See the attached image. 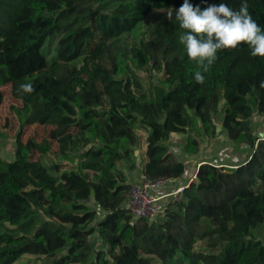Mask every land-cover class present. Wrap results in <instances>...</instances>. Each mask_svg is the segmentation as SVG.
Instances as JSON below:
<instances>
[{
    "label": "trees",
    "instance_id": "obj_1",
    "mask_svg": "<svg viewBox=\"0 0 264 264\" xmlns=\"http://www.w3.org/2000/svg\"><path fill=\"white\" fill-rule=\"evenodd\" d=\"M10 1L0 27V87L32 83L18 113L35 108L27 123L59 131L39 143L18 135L14 159L0 171V264L24 255L46 264H264V136L256 140L252 130L253 114L264 118V57L243 43L220 50L198 84L197 64L178 39L175 10L184 0ZM220 2L238 10L242 0H189L202 10ZM247 3L264 29V0ZM168 8L171 21L140 34L151 14ZM141 35L155 39L160 56ZM161 69L145 89L137 71ZM220 101L225 135L251 150L244 163H202L163 215L132 221L121 208L131 184L117 164L139 145L136 132L146 134L142 180H176L186 168L166 142L187 134L188 111L210 124ZM51 143L82 173L57 166L51 173L30 157ZM98 209L105 215L96 222ZM94 233L107 247L89 260Z\"/></svg>",
    "mask_w": 264,
    "mask_h": 264
},
{
    "label": "rangeland",
    "instance_id": "obj_2",
    "mask_svg": "<svg viewBox=\"0 0 264 264\" xmlns=\"http://www.w3.org/2000/svg\"><path fill=\"white\" fill-rule=\"evenodd\" d=\"M8 4H12L10 0H0V27L4 25V14ZM166 17V11L154 12L146 20L144 26L141 28L140 34L153 26H157ZM141 37L149 45L153 56L161 55L160 51L154 49L156 42L153 37L149 35H141ZM75 64L79 65L77 62ZM137 74L144 88L149 89L151 82L162 78V69L160 71H137ZM0 92L2 94V102L0 104V171H3L7 163L14 159L18 135L22 142L33 139L39 143L42 141H50V131L52 129L59 131V128L41 126L35 122L27 123V121L31 120L36 109L31 108L24 114L18 113L22 108V102L19 98L22 92L20 86L11 87L10 85H5L0 87ZM225 107L224 101H220L217 113L211 117L210 124L207 125H203L191 111H188L186 113L189 122L187 134H174L166 142L177 158L184 163L186 171L183 176L185 180L188 178L189 171L196 167L198 163L210 162L217 167L237 168L244 163L245 159L251 153V150L241 140L231 141L225 135L221 127ZM252 130L256 140L264 136V118L258 113H254L252 116ZM136 134L139 136V145L134 148L133 153L127 161H122L117 164V167L127 175L126 179L129 181V184L143 179L141 177V169L145 161L143 150L146 134L143 131H137ZM191 140L197 145L195 149L190 143ZM30 157L40 161L51 173L55 172V166L58 167V173L70 169L82 173L78 168V161L75 157L70 155L64 159L57 156L56 145L54 143L50 144V149L47 153H30ZM87 173L92 176L91 173ZM168 185L171 186V183ZM172 189L170 187L160 193L163 194ZM169 201L170 198L162 200L160 202V208L164 209ZM104 215L105 213L98 209L96 222L101 220V217H104ZM89 241L92 248V255L89 260H93L100 247L103 246L106 248L107 244H102L97 233L92 234L89 237ZM196 248L199 249L200 247L197 245ZM15 264H46V262L43 258L39 259L24 255Z\"/></svg>",
    "mask_w": 264,
    "mask_h": 264
},
{
    "label": "clouds",
    "instance_id": "obj_3",
    "mask_svg": "<svg viewBox=\"0 0 264 264\" xmlns=\"http://www.w3.org/2000/svg\"><path fill=\"white\" fill-rule=\"evenodd\" d=\"M167 19L173 18V9L166 10ZM175 20L180 29L179 43L184 46L187 56L195 61L198 70L194 80L198 84L205 82L209 67L217 60V53L224 49H236L246 44L252 56L264 57V29L252 18L247 0H242L238 10L226 3L208 4L203 10L184 0L175 10ZM264 86V84H262ZM24 93L35 91L32 83L22 84Z\"/></svg>",
    "mask_w": 264,
    "mask_h": 264
},
{
    "label": "built area",
    "instance_id": "obj_4",
    "mask_svg": "<svg viewBox=\"0 0 264 264\" xmlns=\"http://www.w3.org/2000/svg\"><path fill=\"white\" fill-rule=\"evenodd\" d=\"M200 164L198 163L196 167L189 171L187 180L182 176L171 181L157 180L150 182L141 180L134 182L131 184L126 197L123 199L121 208L130 214L132 221L137 219L156 220L159 216L163 215L160 202L165 198H170L174 201L179 200L184 188L195 182L196 170ZM169 183H171V186L168 185ZM170 187L171 189L173 188L171 191L163 194L160 193Z\"/></svg>",
    "mask_w": 264,
    "mask_h": 264
},
{
    "label": "crops",
    "instance_id": "obj_5",
    "mask_svg": "<svg viewBox=\"0 0 264 264\" xmlns=\"http://www.w3.org/2000/svg\"><path fill=\"white\" fill-rule=\"evenodd\" d=\"M145 150H146V144H145V147H144V150H143V154H145ZM144 158H145V155H144ZM145 162H146V158H145V161H144V163H143V165L145 164ZM143 167V166H142ZM197 171V170H196ZM126 177H127V175H126ZM128 183H129V181H128Z\"/></svg>",
    "mask_w": 264,
    "mask_h": 264
}]
</instances>
